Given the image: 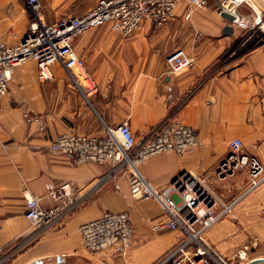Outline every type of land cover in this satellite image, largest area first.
Returning a JSON list of instances; mask_svg holds the SVG:
<instances>
[{
	"label": "crops",
	"instance_id": "1",
	"mask_svg": "<svg viewBox=\"0 0 264 264\" xmlns=\"http://www.w3.org/2000/svg\"><path fill=\"white\" fill-rule=\"evenodd\" d=\"M73 1L41 0L45 20L90 8L76 7L69 14L67 5ZM24 7V0H0V34L10 44L27 31ZM193 8L188 0H179L174 16L156 32L144 26L120 36L106 23L77 36L73 47L83 67L74 71L85 73L93 88L80 75L75 83L59 62L50 66L48 81L40 79L35 60L14 68L0 101V264H154L182 237L177 229L152 230L156 220L167 216L157 200L132 198L126 170L78 161L49 148L59 133L104 135L106 127L126 121L139 141L168 117L193 126L202 143L198 149L182 156L157 153L140 163L142 175L160 190L180 172L211 175L234 137L264 165V31L256 24L224 32L229 21L217 14L215 0L199 11ZM238 9L258 14L264 27V0H249ZM171 39L195 57L194 65L179 74L167 70L166 54L181 48L167 50ZM237 174L226 180L211 177L222 200L243 191L246 173ZM66 182L76 201L57 223L37 232L24 215L26 194L51 206L56 200L46 186ZM235 202L231 216L203 231L211 247L227 256L264 236L259 216L264 180ZM126 209L135 226L132 242L88 251L79 225L104 211Z\"/></svg>",
	"mask_w": 264,
	"mask_h": 264
},
{
	"label": "built area",
	"instance_id": "2",
	"mask_svg": "<svg viewBox=\"0 0 264 264\" xmlns=\"http://www.w3.org/2000/svg\"><path fill=\"white\" fill-rule=\"evenodd\" d=\"M29 13L27 31L15 44L8 43L0 34V101L8 92L12 71L23 61L35 60L40 79L53 77L50 66L59 62L75 83L79 74L74 70L83 67V60L74 47V39L108 23L120 36H129L142 27L157 30L174 16L179 0H97L83 14L66 15L47 21L42 14L41 0H24ZM196 8H205L208 0H188ZM249 0H215L218 15L224 11L232 15L229 23L234 27L254 28L260 25L259 15H245L238 9ZM191 11L184 15L188 19ZM167 70L179 74L194 65L192 55L183 48L166 54ZM87 80V75L81 73ZM92 87V86H91ZM93 88V87H92ZM1 106V105H0ZM104 135L62 132L49 144L52 150L67 154L78 161L111 164L116 170H126L132 198H152L161 204L166 220L159 219L151 225L153 231L177 229L182 237L154 264H232L235 259L246 264L249 243L234 249L230 256L216 251L204 239L203 231L223 216H231L235 201L253 191L264 180V165L259 157L243 150L237 137L229 142L228 152L212 170L211 175L178 173L169 185L154 189L139 170L140 163L157 153L173 151L182 156L202 144L199 132L193 126L167 118L150 128L139 141L126 121L106 127ZM238 171L246 172L244 189L237 197L224 201L210 185V179L226 180ZM46 193L56 201L42 206L40 197L26 194L24 215L30 225L43 230L53 226L67 214L77 197L69 182L47 185ZM260 214L264 217V207ZM84 247L98 252L115 245L128 246L135 237V226L126 210L104 211L97 218L86 220L78 227Z\"/></svg>",
	"mask_w": 264,
	"mask_h": 264
},
{
	"label": "rangeland",
	"instance_id": "3",
	"mask_svg": "<svg viewBox=\"0 0 264 264\" xmlns=\"http://www.w3.org/2000/svg\"><path fill=\"white\" fill-rule=\"evenodd\" d=\"M50 0H48V2H49ZM96 0H74L71 4H68L67 5V8L70 10V12H69V14H71V13H73V9L74 8H76V7H85V6H88V7H90L89 5H92L94 2H95ZM24 14L28 17V20H29V13H28V11H27V9H26V5H25V2H24ZM52 8V7H51ZM51 8H49V9H51ZM53 9V8H52ZM51 9V10H52ZM193 10H196V11H199L200 10V8H193ZM42 14L44 15V8H43V4H42ZM44 18L46 19V15H44ZM261 19V18H260ZM230 24V23H229ZM231 25V24H230ZM160 29L161 28H159V29H157V30H155V32L156 31H160ZM178 40L177 39H171L170 40V45H168L167 46V50L169 49V48H174V47H177V46H179V45H177L178 44ZM179 47H181V46H179ZM182 48V47H181ZM184 49V48H183ZM185 51V50H184ZM193 59H194V63H195V57L193 56ZM76 73H78L77 71H76ZM89 81V85L91 86V82H90V80H88ZM84 82V81H83ZM85 84L87 83V82H84ZM243 172H245V171H243ZM246 173V172H245ZM239 177L238 176V174L236 173L234 176H231L230 178H232V177ZM240 179H242V177H240ZM244 179L246 180V177H244ZM244 180V181H245ZM215 191V190H214ZM259 216H261V214H259ZM262 217V216H261ZM262 219H263V222H264V217H262ZM254 240V239H253ZM247 243H249L250 244V246H251V249L248 251V254H247V257H246V264H247V262H249V260H251V259H254V258H258V257H262V256H264V236H263V238H261V239H257V240H255V241H253V242H247ZM240 246V245H239ZM231 262H232V264H240L238 261H236L235 259H232L231 260ZM254 264H264V262H262V263H254Z\"/></svg>",
	"mask_w": 264,
	"mask_h": 264
},
{
	"label": "water",
	"instance_id": "4",
	"mask_svg": "<svg viewBox=\"0 0 264 264\" xmlns=\"http://www.w3.org/2000/svg\"><path fill=\"white\" fill-rule=\"evenodd\" d=\"M222 16L225 17L228 21L232 20V15L226 11H224L222 13ZM223 31L224 32H232L233 31V26L230 25V24H227L225 25V27L223 28ZM40 260L39 261H34L30 264H39ZM264 262V256L262 257H258V258H254V259H251L249 260V262H247V264H254V263H262Z\"/></svg>",
	"mask_w": 264,
	"mask_h": 264
},
{
	"label": "bare ground",
	"instance_id": "5",
	"mask_svg": "<svg viewBox=\"0 0 264 264\" xmlns=\"http://www.w3.org/2000/svg\"><path fill=\"white\" fill-rule=\"evenodd\" d=\"M260 20H261V19H260ZM260 22H261V21H260ZM80 70H81V68H80ZM79 75H80V78H81V79L83 78V81H85V80H84V77L81 76L82 74L79 73ZM86 81H87V83H89V82H88V79H87Z\"/></svg>",
	"mask_w": 264,
	"mask_h": 264
}]
</instances>
